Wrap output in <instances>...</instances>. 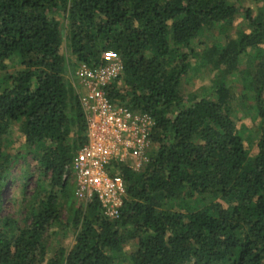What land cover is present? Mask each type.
Here are the masks:
<instances>
[{"label": "trees", "instance_id": "trees-1", "mask_svg": "<svg viewBox=\"0 0 264 264\" xmlns=\"http://www.w3.org/2000/svg\"><path fill=\"white\" fill-rule=\"evenodd\" d=\"M239 16L245 28L234 31ZM205 31L220 41L199 55L194 42ZM63 51L76 67L98 66L112 52L122 74L108 97L155 122L148 163L138 172L118 168L125 199L114 220L95 200L72 201L85 118L65 79ZM242 58V98L258 120L252 156L232 118L228 85ZM193 59L212 73L211 86L182 96ZM0 75V214L18 155L7 150L13 125L39 174L23 226L0 215V264H264V5L0 0ZM64 209L72 244L49 253L46 236Z\"/></svg>", "mask_w": 264, "mask_h": 264}, {"label": "built area", "instance_id": "built-area-1", "mask_svg": "<svg viewBox=\"0 0 264 264\" xmlns=\"http://www.w3.org/2000/svg\"><path fill=\"white\" fill-rule=\"evenodd\" d=\"M121 74V61L108 51L101 54L100 65L81 64L74 72V91L85 118V143L71 165L75 197L83 205L95 200L109 220L119 217L125 199L118 168L140 171L155 148L152 117L108 97V87Z\"/></svg>", "mask_w": 264, "mask_h": 264}, {"label": "rangeland", "instance_id": "rangeland-1", "mask_svg": "<svg viewBox=\"0 0 264 264\" xmlns=\"http://www.w3.org/2000/svg\"><path fill=\"white\" fill-rule=\"evenodd\" d=\"M230 2L234 3L236 6L251 8L253 10H255L257 6L260 7L264 5V0H259L257 3L255 0H230ZM244 28L245 25L242 17H237L234 21V31ZM216 35V31H205L203 36L194 42L196 52L201 55L205 46H210L212 43L220 41ZM63 54L66 63L69 64L65 79H67L74 88L76 84L74 81V72L77 67L74 65L73 58L68 56V54L66 55L64 51ZM197 63H199V61ZM197 63L196 60H191V66L193 69L182 79V96H187L191 93L204 95L210 89L212 73L204 66H198ZM245 65L246 58H242L239 64V70L229 77L228 85L231 89L232 97V118L237 129L242 133L244 140H247L248 144H250V155L252 156L257 152L256 143L259 139V133L257 128L258 120L254 119L255 112L252 109L253 103L248 98H242L245 92L243 93L242 90L239 72L245 68ZM17 67L18 65L13 63L9 68V72L17 69ZM1 77L2 76L0 75V88L2 85ZM7 140L10 142L7 150L18 155L11 164L9 176L4 187L3 204L0 215L2 217L13 218L22 227L24 219L26 218L28 206L30 202L34 200V193L37 192L39 179L38 168L33 160V154H28L22 145V136L19 125H13L11 127ZM70 178V185H72L73 190L75 191V180L72 171L70 173ZM72 201L75 203V206H84L76 199L75 192L73 193ZM67 216L68 212L64 209L61 214V225L52 227L46 236L49 253L58 247L68 249L72 244V229L65 225ZM127 250L129 252L131 247H128Z\"/></svg>", "mask_w": 264, "mask_h": 264}]
</instances>
